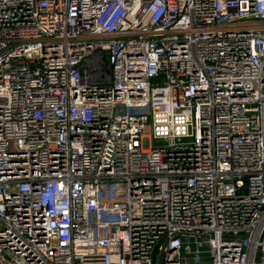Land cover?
<instances>
[{"label":"built area","instance_id":"built-area-1","mask_svg":"<svg viewBox=\"0 0 264 264\" xmlns=\"http://www.w3.org/2000/svg\"><path fill=\"white\" fill-rule=\"evenodd\" d=\"M0 264H264V0H0Z\"/></svg>","mask_w":264,"mask_h":264}]
</instances>
